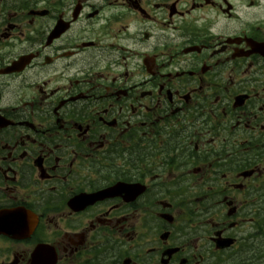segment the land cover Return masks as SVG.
Segmentation results:
<instances>
[{
    "label": "flooded vegetation",
    "instance_id": "1",
    "mask_svg": "<svg viewBox=\"0 0 264 264\" xmlns=\"http://www.w3.org/2000/svg\"><path fill=\"white\" fill-rule=\"evenodd\" d=\"M0 264H264V0H0Z\"/></svg>",
    "mask_w": 264,
    "mask_h": 264
}]
</instances>
